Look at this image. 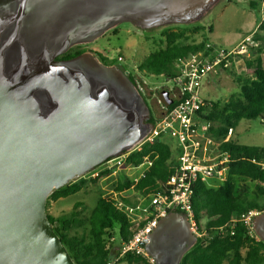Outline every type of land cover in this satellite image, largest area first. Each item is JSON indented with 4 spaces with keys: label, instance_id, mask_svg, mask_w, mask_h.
<instances>
[{
    "label": "water",
    "instance_id": "1",
    "mask_svg": "<svg viewBox=\"0 0 264 264\" xmlns=\"http://www.w3.org/2000/svg\"><path fill=\"white\" fill-rule=\"evenodd\" d=\"M172 2L0 0V264H76L49 220L48 198L135 149L151 129L140 108L149 114L148 103L131 80L133 97L109 76L111 67L59 57L121 22L168 21ZM160 99L172 103L168 91ZM181 213H168L156 241H145L155 259L165 262L182 244L180 264L197 242ZM262 215L255 230L264 241Z\"/></svg>",
    "mask_w": 264,
    "mask_h": 264
},
{
    "label": "trees",
    "instance_id": "2",
    "mask_svg": "<svg viewBox=\"0 0 264 264\" xmlns=\"http://www.w3.org/2000/svg\"><path fill=\"white\" fill-rule=\"evenodd\" d=\"M252 4L257 5L255 2ZM200 28L194 26L192 30ZM188 30V26L175 31L165 29L162 33L165 45L151 51L138 65L139 70L148 75H163L166 78L174 76L180 60L205 49L208 43L207 36L200 42H187ZM260 31H264V19L253 33L255 34L253 40L261 43L258 52L262 53L264 35H260ZM75 49L71 48L62 56L69 59L84 51L78 47ZM98 55L108 64L117 62L116 59H108L102 53ZM129 77L137 87L134 77L131 74ZM237 78L240 83L237 94L232 95L227 102L211 101L212 105L205 107L209 111L208 119L217 123L213 133L219 139L226 136L229 127L235 128L242 119L264 118L262 58L247 61L246 75H237ZM175 104L176 102L170 103V108ZM149 121L154 123L153 113ZM175 145L171 138H158L143 144L140 150L131 152L127 158L128 163L137 165L146 156H150L154 158L153 166L135 184L132 178L122 174L116 182V190L123 191L134 186L133 189L140 195L165 190L168 179L174 173L177 151ZM222 148L231 154L227 180L216 187L198 181L193 198L195 221L200 228L206 229L209 234L213 233V237L209 242L199 238L183 256L180 264H264V241L251 237L243 223H237L233 235L214 232L220 226L227 225L233 213H241L252 208L264 211V206L258 204L257 198L250 199L240 193L236 183L237 179L254 181L257 183L259 194L264 196V169L254 162L264 159V146L245 145L232 137ZM106 174L108 171L89 179L80 177L55 190L48 198L47 209L50 199L57 200L75 194L89 182L98 184ZM115 203L113 194L102 193L88 215L83 213L85 209L82 202H76L69 213L53 215L48 212L53 229L62 239L76 264H107L120 253L119 248L117 250L115 245H111L116 240L115 235L120 247L134 234L135 227ZM112 237L115 239L111 240ZM120 262L148 264L145 257L132 253H126Z\"/></svg>",
    "mask_w": 264,
    "mask_h": 264
},
{
    "label": "built area",
    "instance_id": "3",
    "mask_svg": "<svg viewBox=\"0 0 264 264\" xmlns=\"http://www.w3.org/2000/svg\"><path fill=\"white\" fill-rule=\"evenodd\" d=\"M260 5L263 13L261 23L264 19V0H261ZM246 51L243 43L233 49L207 43L205 49L180 60L177 73L167 78L173 83V87L164 89L168 91L172 103L176 104L170 108V105L159 98L160 110L158 113L154 112V123L144 141L135 149L111 157L88 173L96 177L108 171L101 179L109 178L127 166L133 171L132 180L135 184L153 166L154 158L146 156L140 164L135 165L127 162L131 152L140 150L143 144L158 138H171L176 144L178 156L173 167L174 173L168 179L165 190L140 195L135 192L134 186L123 191L116 190L117 181H113V189L106 191V194L114 195L116 207L125 213L136 229L132 237L122 243L120 253L107 264H119L126 253L141 255L147 259L148 264H156V259L149 255L144 243L149 240L160 220L173 211L182 212L187 216L190 230L197 240L202 238L209 242L213 237V233L209 234L195 221L193 206L195 187L198 181L216 187L227 180L231 154L222 146L231 140L235 128L229 127L226 136L221 139L214 135L213 129L217 123L207 117L209 111L205 107L212 104L203 97V82L208 76L228 68L234 54H243ZM137 88L142 93L138 82ZM262 120L264 122V118ZM254 162L264 169V159ZM263 212L258 208H252L241 213H233L229 223L220 226L214 232L233 235L237 223L241 222L247 227L248 234L259 240L255 230V219Z\"/></svg>",
    "mask_w": 264,
    "mask_h": 264
},
{
    "label": "rangeland",
    "instance_id": "4",
    "mask_svg": "<svg viewBox=\"0 0 264 264\" xmlns=\"http://www.w3.org/2000/svg\"><path fill=\"white\" fill-rule=\"evenodd\" d=\"M255 2L257 5L252 4ZM261 0H174L164 8H175L174 17L159 24L141 25L138 22H121L106 30L97 38L81 43L79 49H84L86 55L95 50L108 59H116L117 65L124 73L131 74L141 88V95L149 103L154 114L160 110L159 93L165 87H173V83L163 75H148L139 70L138 65L149 53L165 45L162 35L165 29L179 30L188 26L187 42H200L203 37L208 38V43L216 47L228 49L237 48V44L243 43L247 51L243 54H234L228 68L205 78L202 94L207 101L227 102L232 95L240 90L237 75H246L247 61L262 58L263 52H258L260 41H255V30L260 24L263 15ZM201 27L192 30L193 27ZM210 26L212 28H210ZM264 31H260V35ZM247 37V38H245ZM244 38V39H243ZM243 39V40H242ZM241 40V41H240ZM240 41V42H239ZM74 46L72 49H75ZM77 49V48H76ZM75 49V50H76ZM233 138L238 142L249 146H264V122L260 118L242 119L235 127ZM178 151H176V160ZM132 170L127 166L122 167L109 178H103L98 184L89 182L81 191L57 200L50 199L48 211L53 215L69 213L76 202H82L84 214H89L97 202L100 194L113 189V181L116 182L122 174L133 177ZM93 176L87 174L84 178ZM239 192L250 199L257 198L260 206H264V196L259 194L257 183L251 180H236ZM116 184V183H115ZM111 244L118 247L119 241ZM260 238V236H259ZM261 239V238H260ZM119 264H128L119 262Z\"/></svg>",
    "mask_w": 264,
    "mask_h": 264
},
{
    "label": "flooded vegetation",
    "instance_id": "5",
    "mask_svg": "<svg viewBox=\"0 0 264 264\" xmlns=\"http://www.w3.org/2000/svg\"><path fill=\"white\" fill-rule=\"evenodd\" d=\"M172 17H174V15H172ZM78 45H80V44H77V45H74V46L78 47ZM73 47H71V48H73ZM84 51L78 56H84L86 58L85 63L87 61V63H91L92 66H95L96 62H101L104 65H107V66L111 67L112 69L109 70L110 71L109 72V76L114 81H116L118 83H124V89L127 91V93L130 94L132 97L134 96V89L130 85L131 84V82H130L131 79L129 77V75H130L129 73H124L123 71H121V69L117 65H114L113 63L112 64H108V63L104 62L103 60H101V58L98 55L100 52L97 51V50H95L93 52H90V54H87V55H86V53ZM74 57H76V56H74ZM59 58L66 59L62 55ZM148 106H149V109H150V113L149 114H148L147 110L144 109V106H140V108H141V110H142V112H143V114L145 116L144 123L146 124L147 128L150 129L152 127V123L149 121V119H150V115H151L153 109L150 108L149 103H148ZM181 214L184 216L183 213H181ZM258 221H259L258 228H259L260 232L264 235V215H262L258 219ZM189 230H190V228H189ZM189 232H190V235L192 236V238H194L195 235L191 232V230ZM159 236H160L159 232L155 229L153 231V233L150 235L149 240L150 241L153 240L155 242L157 237H159ZM181 245L182 244H179L178 247L180 248ZM179 248H175L173 250H170L169 251V258L165 262L162 260L163 256L160 255L161 259H156V264H175L176 260H177L178 251L180 250ZM157 250H161V249L159 248Z\"/></svg>",
    "mask_w": 264,
    "mask_h": 264
},
{
    "label": "crops",
    "instance_id": "6",
    "mask_svg": "<svg viewBox=\"0 0 264 264\" xmlns=\"http://www.w3.org/2000/svg\"><path fill=\"white\" fill-rule=\"evenodd\" d=\"M245 38H247V37H245ZM243 39H244V38H243ZM243 39H242V40H243ZM240 41H241V40H240ZM240 41H239V42H240ZM237 45H238V44H237ZM173 212H174V211H173Z\"/></svg>",
    "mask_w": 264,
    "mask_h": 264
}]
</instances>
